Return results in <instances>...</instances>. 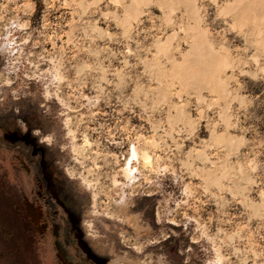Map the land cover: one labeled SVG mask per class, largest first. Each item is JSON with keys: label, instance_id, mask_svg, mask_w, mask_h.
<instances>
[{"label": "rangeland", "instance_id": "obj_1", "mask_svg": "<svg viewBox=\"0 0 264 264\" xmlns=\"http://www.w3.org/2000/svg\"><path fill=\"white\" fill-rule=\"evenodd\" d=\"M0 110L40 129L111 264H264V0H0ZM55 239L0 227V264H63Z\"/></svg>", "mask_w": 264, "mask_h": 264}, {"label": "flooded vegetation", "instance_id": "obj_2", "mask_svg": "<svg viewBox=\"0 0 264 264\" xmlns=\"http://www.w3.org/2000/svg\"><path fill=\"white\" fill-rule=\"evenodd\" d=\"M0 162L3 165L0 177H12L17 182V189L10 193L9 204L0 210V227L27 226L42 235L53 234L57 238L54 241L57 255L63 264H111L104 253L90 244L82 215L66 189L56 156L40 129L26 118L1 110ZM0 195L1 203L3 192ZM28 205L41 210L38 223L32 220ZM80 240L94 252L98 261L88 257Z\"/></svg>", "mask_w": 264, "mask_h": 264}, {"label": "bare ground", "instance_id": "obj_3", "mask_svg": "<svg viewBox=\"0 0 264 264\" xmlns=\"http://www.w3.org/2000/svg\"><path fill=\"white\" fill-rule=\"evenodd\" d=\"M9 83H10V81H9ZM85 141H86V143L91 144V141L87 136L85 138ZM132 153L134 156H137L140 153L141 156L143 157V159L145 160V163H147V164L151 163V155L148 153V151H142L141 152V151H138L135 146H133ZM132 169L129 166H127L124 169V174L127 177H130V179H134V173H133ZM83 179H82V181H83ZM85 180L86 179H84V182H85ZM114 181L117 182L116 178L114 179ZM88 186H90V185H88ZM126 202H127V198H124L122 200V206H121L122 210L125 209ZM125 221H126V225L129 227V229L132 230V232L134 233V236L137 238H140L146 234H150L152 231V227L150 225H145L146 223H143L142 216L140 215L139 212L127 214ZM102 241H103L102 239H99L97 241L98 243L97 242L96 243L100 246ZM163 258L161 256L157 257L156 261H158L159 263L158 262H156V263L163 264V262H165V260ZM155 259L156 258L154 256V253H150V252L149 253H142L140 255H135V254H130L129 252H127V253L125 252V255L119 257V260H122V261L124 260L128 264H154Z\"/></svg>", "mask_w": 264, "mask_h": 264}, {"label": "water", "instance_id": "obj_4", "mask_svg": "<svg viewBox=\"0 0 264 264\" xmlns=\"http://www.w3.org/2000/svg\"><path fill=\"white\" fill-rule=\"evenodd\" d=\"M28 212L30 213V216L32 217V220L35 223H38L40 221L41 218V210H38V208H34L33 206H27ZM38 229L40 232H43V228L41 226H38ZM80 245L83 248V250L87 253L89 258H92L96 261H98L97 257L95 256L94 252L92 250H90V248H88V246H86L85 242H83L82 240H80Z\"/></svg>", "mask_w": 264, "mask_h": 264}]
</instances>
